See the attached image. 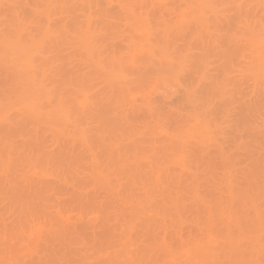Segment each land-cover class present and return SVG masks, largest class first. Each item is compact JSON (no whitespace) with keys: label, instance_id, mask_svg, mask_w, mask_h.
<instances>
[{"label":"rangeland","instance_id":"1","mask_svg":"<svg viewBox=\"0 0 264 264\" xmlns=\"http://www.w3.org/2000/svg\"><path fill=\"white\" fill-rule=\"evenodd\" d=\"M0 264H264V0H0Z\"/></svg>","mask_w":264,"mask_h":264},{"label":"bare ground","instance_id":"2","mask_svg":"<svg viewBox=\"0 0 264 264\" xmlns=\"http://www.w3.org/2000/svg\"><path fill=\"white\" fill-rule=\"evenodd\" d=\"M28 60H29V59H28ZM27 62H28V61H27ZM27 62H26V63H27ZM28 64H29V63H28Z\"/></svg>","mask_w":264,"mask_h":264}]
</instances>
